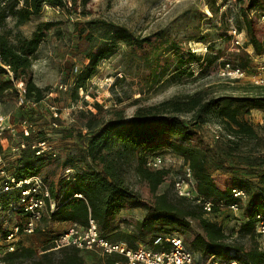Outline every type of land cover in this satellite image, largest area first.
<instances>
[{
  "label": "rangeland",
  "instance_id": "rangeland-1",
  "mask_svg": "<svg viewBox=\"0 0 264 264\" xmlns=\"http://www.w3.org/2000/svg\"><path fill=\"white\" fill-rule=\"evenodd\" d=\"M65 1L67 8L45 5L39 15L23 24L7 18L0 29L15 43L29 38L39 23H51L31 56L33 81L45 88L42 100L35 106L17 105L18 83L13 89L0 92V113L8 115L14 123L22 119L31 121L36 133L30 142L45 139L55 153L43 155L34 164L33 174L40 176L53 198L59 200L58 210L63 219L50 218L45 209L39 230L22 237V246L33 249L36 257L47 255L55 261L66 255L52 248L51 237L74 223L71 200L63 207L68 189L62 174L66 161L75 167H84L89 162L85 157L86 138L80 136L85 132L82 122L89 113L99 122L143 117L152 114V108L165 100H184L197 92L223 97L231 108L238 106V118L253 127L256 139L232 137L216 117H209L203 124L189 126L194 133L189 139L162 133L157 141L183 143L205 151L206 169L217 186L208 200L219 206L217 211L204 213L203 217L214 222L229 240L235 239L246 218L240 208L236 211L229 208L228 191L239 186L248 195L258 181L254 171L264 168V108L242 107L239 100L263 97L264 87L252 85L246 79H223L218 68L226 61L237 62L235 55L242 51L232 50L227 36L230 28L241 33L245 47L246 24L262 42L264 0ZM128 33L135 39H143V44L139 47L135 42L127 43L124 37ZM92 53L102 59L80 88L76 82L84 74ZM8 141L15 147L22 139L9 136ZM16 155V150L5 151L4 163L8 168L17 167ZM155 155L164 158L167 176L151 192L141 173L132 170L127 175L128 185L138 195L137 202L119 212L110 231L100 230L109 239L124 241L123 236L131 233L141 238L137 243L147 242L158 229L139 234L134 229L136 222L170 203L197 205L191 199L183 200L174 188V181L188 166L183 158L169 148ZM200 232L192 222L188 230L177 234L187 246ZM240 242L247 244L249 240ZM79 255L86 264L99 260L93 253L79 252ZM232 255L230 252L223 257ZM2 257L0 253V264H26V260L7 263ZM195 257L200 259L198 254Z\"/></svg>",
  "mask_w": 264,
  "mask_h": 264
},
{
  "label": "trees",
  "instance_id": "trees-1",
  "mask_svg": "<svg viewBox=\"0 0 264 264\" xmlns=\"http://www.w3.org/2000/svg\"><path fill=\"white\" fill-rule=\"evenodd\" d=\"M45 5L67 8L65 0H0V29L10 17L16 24L32 20L41 13ZM50 26V22L39 23L29 38L15 43L10 41L4 31H0V92L13 89L15 84L21 82L27 100L37 103L42 100L45 88L38 87L33 81L31 56L36 52ZM245 28L248 37L246 45L250 46L255 54H261L262 43L255 37L249 24H246ZM124 38L127 43L135 42L139 47L144 42L143 39H135L131 33ZM235 56L240 65L248 66L249 59L244 51ZM100 59L102 57L99 54H90L89 63L82 77L77 80L76 86L81 88L84 80L94 74ZM9 73L10 76H5ZM239 101L242 102V107L264 108V96L247 97ZM152 110L153 113L147 116L127 120L109 119L104 122L97 121L95 115L89 113L81 125L85 132L83 134L79 132L80 136L86 138L85 157L89 162H86L84 167H75L70 161L64 163L65 168H72L75 173L71 181L65 182L68 197L63 207L69 205L68 201L71 200L70 214L74 223L86 226L88 219H92L100 235L110 241L115 240L109 239L100 230L110 231L119 212L126 205L137 202L138 195L128 185L127 175L132 170L141 173L147 179L150 191L155 192L167 176L168 170L165 168L150 170L145 162L148 157L163 148H169L175 155L183 158L190 168L200 196L208 199L217 191L216 183L206 169L205 151L183 143L157 141L160 134L169 133L182 139H189L194 136V133L188 129L189 126L200 125L206 122L207 118L216 117L232 137L256 139L257 136L250 124L238 118V106L231 108L223 97L207 96L204 92H197L184 100H165L154 106ZM19 156L16 160V170L21 177L32 175L34 164L42 159L36 157L28 146L21 150ZM18 165L22 166L18 168ZM254 173L258 181L254 191L246 194V199L239 204L246 220L235 239L229 240L214 222L205 219L204 211L198 205L170 203L135 223L134 229L139 234L150 232L154 228L158 229L147 242L142 244L150 245L152 238L159 233H183L194 222L201 232L185 246L192 253L199 255L200 264L211 256L233 259L240 264H264V252L259 249V237L255 231V216L258 214L264 216V168L257 169ZM234 187L244 189L239 186ZM74 194H80L82 198H71ZM215 211L217 206H214L211 212ZM50 218L62 220L63 215L57 209L50 214ZM38 230L39 228L36 232ZM245 238L249 243L240 242ZM123 239L122 242L131 248H135L139 244L137 242L142 241L138 235L131 233L125 234ZM45 250L48 249L43 251ZM60 250L66 255L55 261L47 255L36 257L33 249L21 244L14 251L3 253L2 261L13 263L17 260H26V264H86L79 255V252L83 251L72 247ZM230 252H233L231 257H223ZM116 260L121 259L111 256L105 260L99 259L95 264H107Z\"/></svg>",
  "mask_w": 264,
  "mask_h": 264
},
{
  "label": "built area",
  "instance_id": "built-area-1",
  "mask_svg": "<svg viewBox=\"0 0 264 264\" xmlns=\"http://www.w3.org/2000/svg\"><path fill=\"white\" fill-rule=\"evenodd\" d=\"M261 20L264 23V13ZM227 36L231 41L232 50L236 53L240 50L244 51L248 56L249 64L244 67L238 62H223L218 68V75L228 81L246 79L252 85L264 87V37L261 42L262 53L255 54L253 50H248L247 47L250 46H244L241 33L236 28H230ZM36 104L37 102L25 98L23 84L19 82L17 105L35 106ZM52 124L56 126V122ZM35 133L36 127L28 119L14 123L8 115L0 113V253L14 251L21 245L22 237L35 233L41 224L45 209L50 214L58 209L59 200L53 198L40 176L32 174L21 177L16 168L10 169L4 163L5 151L16 150L18 159L21 150L27 146L34 151L36 157H43L45 154L55 156L52 147L45 139L39 138L30 142ZM9 136H18L22 141L26 140L27 144L21 141L19 145L13 147L9 144ZM145 165L150 170L164 168V158L160 155H152L146 159ZM21 166L18 165V168ZM74 173V169L66 167L63 169L62 177L66 181H71ZM174 188L177 195L191 199L204 213H210L214 206H219L197 193L195 180L188 166H184L183 174L174 181ZM71 198H82V196L74 194ZM245 198L244 189L231 188L227 199L229 208L236 211ZM255 220V231L259 237L258 246L264 252V216L258 214ZM51 244L54 249L72 247L93 253L101 260L111 256L121 259L107 264H200L195 254L185 246L182 237L176 232L159 233L152 238L150 245L139 243L135 248H131L122 241H110L100 235L92 219H88L86 226L72 223L63 232L53 235ZM201 264L240 263L233 259L211 256Z\"/></svg>",
  "mask_w": 264,
  "mask_h": 264
}]
</instances>
